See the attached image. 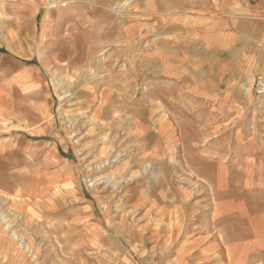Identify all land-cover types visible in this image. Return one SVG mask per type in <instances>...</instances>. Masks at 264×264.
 <instances>
[{
  "label": "crops",
  "instance_id": "obj_1",
  "mask_svg": "<svg viewBox=\"0 0 264 264\" xmlns=\"http://www.w3.org/2000/svg\"><path fill=\"white\" fill-rule=\"evenodd\" d=\"M152 1L0 0V207L34 205L52 244L18 249L3 214L0 264H264V138L218 122L264 69V6Z\"/></svg>",
  "mask_w": 264,
  "mask_h": 264
},
{
  "label": "rangeland",
  "instance_id": "obj_2",
  "mask_svg": "<svg viewBox=\"0 0 264 264\" xmlns=\"http://www.w3.org/2000/svg\"><path fill=\"white\" fill-rule=\"evenodd\" d=\"M93 1V0H92ZM96 1V0H94ZM121 1V3H120ZM143 0H118V4L116 5L119 9H122L124 12L129 11L132 8L133 2H141ZM152 2L155 3V11H158L160 7H166V9L172 10H187V11H194L206 6L216 5L219 10L221 8H230L235 10L236 12L244 11V7H253V6H264V0H153ZM112 7L115 4L111 5ZM138 43H135L134 47L135 51L131 53V47L134 46L127 42H117L118 47L122 46L121 52L119 51L118 55L122 53L125 54L126 62H122L119 66L122 68H126L127 66L133 64L135 61L140 60L144 56V51L147 48V39L144 36L139 35ZM126 51V52H125ZM137 59V60H136ZM126 64V66H125ZM74 79L70 76L66 78V81H63V85L66 88H69L70 83ZM248 78L246 77L244 83H246ZM250 87L247 88L248 90V100L250 103L248 104H240L236 105L235 109L226 111L224 115H222V119L218 121L221 125L220 129H224L225 127L229 126L235 130V135L237 134V130L242 129V126H245L246 132L244 133V137H254L264 138V69H261L258 75L250 77ZM55 90L60 89L59 84L53 83ZM58 96V104H61L63 107H67L68 105L65 103V95L59 93ZM59 106V105H58ZM181 107H186L180 105ZM190 107V106H187ZM191 108V107H190ZM188 108V109H190ZM233 112V115H230ZM65 112L60 115L61 121L63 126L67 129L72 142L77 147L80 145V138L82 135L84 136L85 133L89 132L90 127L87 128L88 124H85V121L81 117L78 121L75 117L65 114ZM195 118L198 122H205L206 120L210 119V117L205 115H200ZM228 118V119H227ZM87 125V126H86ZM82 127L87 129L86 131L82 132ZM83 129V130H84ZM241 133V132H240ZM251 139V138H250ZM78 154L80 157H84L83 151L81 148L77 149ZM99 164H92L93 168H96ZM89 169V168H88ZM104 182V184H102ZM83 186L85 188H96L100 184L105 185L109 184L110 181L106 180H98L90 177H84L82 179ZM1 205V203H0ZM0 218L4 216V223L6 226H9L10 233L12 237H15L16 241L19 242V248L25 251L35 252V251H49L51 250L52 244L49 237L46 236L44 239L42 236L43 229L34 225L33 221L38 219V212L37 208L34 205L27 208V213L25 209H22L18 206L15 202L11 201L10 203L7 202L5 207L2 209L0 207ZM4 212V213H3Z\"/></svg>",
  "mask_w": 264,
  "mask_h": 264
},
{
  "label": "bare ground",
  "instance_id": "obj_3",
  "mask_svg": "<svg viewBox=\"0 0 264 264\" xmlns=\"http://www.w3.org/2000/svg\"><path fill=\"white\" fill-rule=\"evenodd\" d=\"M68 113V112H67ZM174 131V130H173ZM108 150V149H107ZM14 199V198H13Z\"/></svg>",
  "mask_w": 264,
  "mask_h": 264
}]
</instances>
